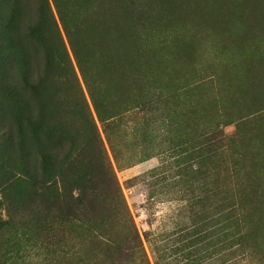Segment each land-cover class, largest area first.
<instances>
[{"label":"rangeland","instance_id":"374dc122","mask_svg":"<svg viewBox=\"0 0 264 264\" xmlns=\"http://www.w3.org/2000/svg\"><path fill=\"white\" fill-rule=\"evenodd\" d=\"M176 1L0 0V264H264V0Z\"/></svg>","mask_w":264,"mask_h":264},{"label":"bare ground","instance_id":"6f19581e","mask_svg":"<svg viewBox=\"0 0 264 264\" xmlns=\"http://www.w3.org/2000/svg\"><path fill=\"white\" fill-rule=\"evenodd\" d=\"M159 1H160V0H159ZM204 1H205V0H204ZM213 1H214V0H213ZM213 1L210 2V3H211V4L214 3ZM217 1H219V0H217ZM221 1H222V0H221ZM235 1H236V0H235ZM241 1H243V0H241ZM157 2H158V1H157ZM164 2H165V0H164ZM177 2H178V1L175 0V3H177ZM182 2H183V1H182ZM197 2H198V1H197ZM206 2H207V1H206ZM229 2H230V1H229ZM237 2H238V1H237ZM237 2H236V3H237ZM159 3H160V2H159ZM167 3H168V1H166V4H167ZM187 3H188V2H187ZM192 3H193V2H192ZM203 3H204V2L202 1V7H203ZM207 3H208V2H207ZM232 3H234V2H232ZM156 4H157V3H156ZM156 4H155V5H156ZM164 4H165V3H164ZM171 4H174V3H171ZM215 4H216V3H215ZM215 4H214L213 6H215ZM218 4H220V3L218 2ZM246 4H247V3H246ZM160 5H161V3H160ZM177 5H178V4H177ZM177 5H174V6L177 7ZM196 5H197V4H196ZM209 5H210V4H209ZM209 5H208V6H209ZM233 5H234V4H233ZM235 5H238V4H235ZM235 5H234V6H235ZM243 5H244V4H243ZM253 5H254V4H253ZM163 6H164V5H163ZM171 6H172V5H171ZM178 6H179V5H178ZM221 6H223V4H222ZM155 7H156V6H155ZM157 7L160 8V6H157ZM191 7H192V6H191ZM217 7H218V6H217ZM228 7H229V6H228ZM231 7H232V6H231ZM187 8H188V7H187ZM187 8H186V9H187ZM209 8H210V10H211V6H210ZM219 8L224 9L223 7H220V6H219ZM225 8H226V6H225ZM235 8H236V6H235ZM241 8H242V10L244 9L243 7H241ZM160 9H161V8H160ZM160 9H159V10L157 9V10L160 12ZM181 9L183 10L184 7H183V8L181 7ZM181 9H179V10H181ZM205 9L207 10V6H206ZM217 9H218V8H217ZM217 9H216V10H217ZM236 9H237V8H236ZM166 10H167V9H166ZM166 10H163V11H165L166 14H167V11H166ZM172 10H173V8H172ZM177 10H178V8H177ZM188 10H189V9H188ZM194 10H195V7H194ZM197 10H200V8L197 9ZM201 10H202V9H201ZM201 10H200V11H201ZM231 10H232V9H231ZM189 11H190V10H189ZM207 11H208V10H207ZM213 11L215 12V10H212V12H213ZM220 11H221V10H220ZM224 11H226V10L224 9ZM247 11H248V10H247ZM165 12H164V13H165ZM172 12H174V11H172ZM175 12H176V9H175ZM197 12H198V11H197ZM210 12H211V11H210ZM238 12H239V11H238ZM180 13H181V12H180ZM184 13H185V12H184ZM184 13H183V14H184ZM190 13H191V12H190ZM199 13H200V12H199ZM204 13H205V12H204ZM207 13H208V12H207ZM220 13H222V12H220ZM220 13H219V14H220ZM226 13H227V11L225 12V14H226ZM161 14H162V13H161ZM161 14H160V15H161ZM166 14H164V16H165ZM195 14H196V13H195ZM208 14H209V13H208ZM212 14H213V13H212ZM217 14H218V13H217ZM228 14H229V13H228ZM240 14H241V13H240ZM158 15H159V14H158ZM160 15H159V16H160ZM177 15H178V13H177ZM188 15H189V14H187V16H188ZM190 15H191V14H190ZM196 15H197V14H196ZM200 15H201V14H200ZM215 15H216V13H215ZM220 15H221V14H220ZM237 15H238V14H236V18H237ZM246 15H247V14H246ZM159 16H158V17H159ZM170 16H171V15H170ZM170 16H167V18L170 17ZM184 16H185V14H184ZM192 16H193V15H192ZM197 16H198V15H197ZM204 16H205V15H204ZM207 16H209V15L206 14L205 17H207ZM225 16H226V15H225ZM228 16H229V15H228ZM241 16H242V15H241ZM247 16H248V15H247ZM250 16H251V15H250ZM173 17L175 18L174 15H173ZM173 17L171 16V18H173ZM180 17H181V16H180ZM193 17H194V16H193ZM205 17H204V19H205ZM209 17H211V16H209ZM217 17H218V16H217ZM220 17H221V16H220ZM165 18H166V17H165ZM176 18H177V17H176ZM176 18H175V19H176ZM187 18H188V17H187ZM230 18H231V17H230ZM236 18H234V19H236ZM238 18H240V17H238ZM246 18H247V17H246ZM248 18H249V17H248ZM248 18H247V19H248ZM189 19H190V18H189ZM202 19H203V18H202ZM202 19H200V20H202ZM215 19H216V18H215ZM215 19H214V20H215ZM218 19L221 20V18H218ZM232 19H233V18H232ZM157 20H158V19H157ZM207 20H208V19H205L206 24H207ZM243 20H244V18H243ZM170 21H171V19H170ZM209 21H210V20H209ZM231 21H232V20H231ZM236 21H238V20H236ZM241 21H242V20H241ZM245 21H246V19H245ZM107 22H108V21H107ZM193 22L196 23L195 20H193ZM198 22H199V21H198ZM200 22H202V21H200ZM203 22H204V21H203ZM224 22H225V21H224ZM238 22H240V21H238ZM250 22H251V21H250ZM250 22H249V23H250ZM104 23H105V22H104ZM113 23H114V22H113ZM208 23H209V22H208ZM212 23H213V22H212ZM212 23H211V26H212ZM226 23H227V22H225V24H226ZM244 23H245V24H244ZM244 23L242 22L241 25H243V24H244V25H247V24H246L247 22H244ZM256 23H257V22H256ZM105 24H106V23H105ZM111 24H112V23H111ZM200 24H201V23H200ZM225 24H224V25H225ZM234 24H237V23H235V21H234ZM101 25H102V24H101ZM107 25H108V24H107ZM114 25H115V24H114ZM195 25H196V24H195ZM204 25H205V24L202 23V28L204 27ZM219 25H222V24L220 23ZM227 25H228V24H227ZM237 25H238V24H237ZM241 25H240V26H241ZM248 25H249V24H248ZM248 25H247V26H248ZM250 25H251V23H250ZM250 25H249V26H250ZM102 26H104V25H102ZM102 26H100V30L103 31ZM118 26H121V25L118 24ZM118 26H117V28H118ZM213 26H214V25H213ZM222 26H223V25H222ZM222 26H218V27H222ZM249 26H248V29H249ZM113 27H114V26H113ZM199 27H200V25H199ZM206 27H207V25H206ZM215 27H216V25H215ZM236 27H237V26H236ZM236 27H235V29L238 28V27H237V28H236ZM245 27H246V26H245ZM111 28H112V27H111ZM114 28H115V27H114ZM222 28H223V27H222ZM225 28H226V25H225ZM230 28H232V26H230ZM233 28H234V26H233ZM240 28H241V27H240ZM243 28H244V26H243ZM250 28H251V27H250ZM207 29H208V28H207ZM209 29H212V31H214L213 29H215V28H214V27H213V28H210V25H209ZM209 29H208V31H209ZM217 29H219V28H217ZM227 29H228V28H227ZM248 29H247V30H248ZM98 30H99V29H98ZM111 30H113V29H111ZM115 30H116V29H115ZM220 30H221V28H220ZM223 30H225V29H223ZM223 30H221V31H223ZM228 30L230 31V29H228ZM228 30H227V31H228ZM233 30H234V29H232V32L234 33V31H236V30H234V31H233ZM239 30H242V29H239ZM239 30H238V31H239ZM117 31H118V30H117ZM117 31H116V32H117ZM119 31H120V27H119ZM217 31H218V30H216V32H217ZM221 31H218V32H221ZM225 31H226V30H225ZM229 31H228V32H229ZM105 32H106V30H105ZM214 32H215V31H214ZM218 32H217V33H218ZM232 32H231V33H232ZM229 33H230V32H229ZM246 33H248V32H246ZM246 33H245V34H246ZM252 33H253V32H252ZM252 33H251V35H252ZM254 33H255V32H254ZM100 34H101V31H100ZM103 34H104V33H103ZM243 34H244V33H243ZM101 35H102V34H101ZM228 35H229V37H230L231 34H228ZM232 35H233V34H232ZM239 35H240V34H239ZM254 35H255V34H254ZM92 36H93V35H92ZM96 36H97V39H98V35H96ZM114 36H116V35H114ZM114 36H113V37H114ZM221 36H223V35L221 34ZM106 37H107V36H106ZM110 37H111V36H110ZM110 37H109V38H110ZM239 37H240V36H239ZM241 37H242V36H241ZM252 37H253V36H252ZM252 37H251V38H252ZM92 38H93V37H92ZM101 38H102V36H101ZM254 38H255V37H254ZM93 39H94V38H93ZM95 39H96V38H95ZM102 39H104V38H102ZM105 39L108 40V38H105ZM111 39H112V38H111ZM120 39H121V38H120ZM120 39H119V41H120ZM235 39H237V38L235 37ZM244 39H245V38H244ZM244 39H243V40H244ZM249 39H250V38H249ZM256 39H257V38H256ZM112 40H113V39H112ZM116 40H117V39H116ZM123 40H124V39H123ZM233 40H234V37H233ZM240 40H242V38H241ZM245 40H246V41L248 40V39H247V36H246V39H245ZM100 41H102V40H100ZM246 41H245V42H246ZM250 41H251V40H250ZM250 41H249V42H250ZM254 41H255V40H254ZM104 42H105V41H104ZM234 42H235V40H234ZM95 43H96V40H95ZM98 43H100V42L98 41ZM106 43H107V42H106ZM117 43H118V42H117ZM117 43H116V44H117ZM121 43H122V42H120V44H121ZM231 43H232V42H231ZM239 43H240V42H239ZM243 43H244V42H243ZM246 43L248 44V42H246ZM100 44H101V43H100ZM102 44H103V41H102ZM102 44H101V45H102ZM125 44H127V43H125ZM125 44H124V45H125ZM237 44H238V42H237ZM247 44H246V46H247ZM249 44H250V43H249ZM240 45H242V43L239 44V46H240ZM250 45H251V44H250ZM250 45H249V46H250ZM255 45H256V44H255ZM99 46H100V45H99ZM121 46H122V44H121ZM232 46H233V45L231 44V47H230V46H229V47L234 49V47H232ZM234 46H235V45H234ZM237 46H238V45H237ZM244 46H245V45L243 44V48H244ZM249 46H248V47H249ZM95 47H97V46H95ZM235 48H237V47L235 46ZM240 48H241V47H240ZM240 48H239V51L242 50V49H240ZM245 48H246V47H245ZM109 49H110V48H109ZM121 49H122V48H121ZM92 50H93V49H92ZM106 50H107V49H106ZM115 50H116V49H115ZM235 50H236V49H235ZM245 50H247V49H245ZM98 51H99V50H98ZM104 51H105V50H104ZM104 51H103V52H104ZM237 51H238V49H237ZM101 52H102V51H101ZM111 52H112V51H111ZM243 52H245V51L243 50ZM243 52H242V53H243ZM107 53H108V51H107ZM126 53H127V52H126ZM238 53H239V52H238ZM240 53H241V52H240ZM242 53H241V54H242ZM99 54H100V51H99ZM116 54H117V53H116ZM118 54L122 55L121 53H118ZM124 54H125V53H124ZM124 54H123V55H124ZM241 54H240V56H241ZM243 54H244V53H243ZM101 56H104V55H101ZM108 56H109V55H108ZM238 56H239V55H238ZM240 56H239V57H240ZM242 56H243V55H242ZM109 57H110V56H109ZM112 57H113V56H112ZM123 57H124V56H123ZM102 58H104V57H102ZM245 58H246V57H245ZM108 59H109V58H108ZM112 59H113V58H112ZM115 59H116V58H115ZM103 60H104V59H103ZM107 61H108V60H107ZM107 61H106V62H107ZM245 61H246V59H245ZM249 61H250V60H249ZM119 62H120V61H119ZM243 62H244V61H243ZM114 63L116 64V62H114ZM117 63H118V62H117ZM122 63H123V60H122ZM108 64H109V63H108ZM110 64H111V63H110ZM243 64H244V63H243ZM251 64H252V63H251ZM117 65H118V64H117ZM112 66H113V65H112ZM119 66H120V65H119ZM110 67H111V66H110ZM114 67H115V66H114ZM120 67H122V66H120ZM248 67H249V66H248ZM111 68H113V67H111ZM113 69H114V68H113ZM251 69H252V68H251ZM119 70H120V69H119ZM247 70H248V68H247ZM251 72H252V71H251ZM248 73H249V71H248ZM117 76H119V75H117ZM112 78H113V77H112ZM113 81H114V80H113ZM117 81H118V80H117ZM253 86H254V84H253ZM251 87H252V86H251Z\"/></svg>","mask_w":264,"mask_h":264},{"label":"trees","instance_id":"16d2710c","mask_svg":"<svg viewBox=\"0 0 264 264\" xmlns=\"http://www.w3.org/2000/svg\"><path fill=\"white\" fill-rule=\"evenodd\" d=\"M40 1H42L44 5L47 4V0H40ZM28 175H29V174H28Z\"/></svg>","mask_w":264,"mask_h":264}]
</instances>
